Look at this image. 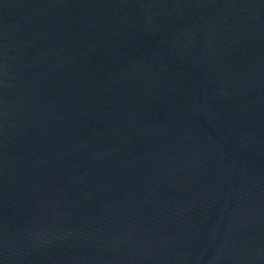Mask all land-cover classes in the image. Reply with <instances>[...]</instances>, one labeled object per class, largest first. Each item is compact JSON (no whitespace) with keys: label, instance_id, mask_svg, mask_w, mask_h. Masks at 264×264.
<instances>
[{"label":"water","instance_id":"obj_1","mask_svg":"<svg viewBox=\"0 0 264 264\" xmlns=\"http://www.w3.org/2000/svg\"><path fill=\"white\" fill-rule=\"evenodd\" d=\"M0 264H264V0H0Z\"/></svg>","mask_w":264,"mask_h":264}]
</instances>
